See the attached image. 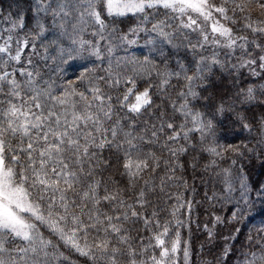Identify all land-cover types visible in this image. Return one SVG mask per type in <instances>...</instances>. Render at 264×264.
<instances>
[{"label": "snow or ice", "instance_id": "snow-or-ice-1", "mask_svg": "<svg viewBox=\"0 0 264 264\" xmlns=\"http://www.w3.org/2000/svg\"><path fill=\"white\" fill-rule=\"evenodd\" d=\"M257 204L264 0H0V264H264Z\"/></svg>", "mask_w": 264, "mask_h": 264}, {"label": "trees", "instance_id": "trees-1", "mask_svg": "<svg viewBox=\"0 0 264 264\" xmlns=\"http://www.w3.org/2000/svg\"><path fill=\"white\" fill-rule=\"evenodd\" d=\"M259 171H260L259 169H256V170H255V174L258 175V174H259ZM189 183L191 184L192 181L189 180ZM195 183H196L197 186L200 185V179H199V177H197V179L195 180ZM201 194H202V192H201ZM197 199H199V197H197ZM262 211H264V210H262V209H261V206H260L259 204H257V212H262ZM201 219H203V217H201ZM258 219H259V216H257V220H258ZM225 234H227V230H225ZM218 243H223V241H222V240H218ZM196 246H197V248H199V244H198V243H197ZM214 251H216V250L214 249ZM193 259H194V260H198L199 258H198V257H193ZM204 259H209V260H211L212 257H211V256H208V255L205 254ZM233 264H235L234 261H233Z\"/></svg>", "mask_w": 264, "mask_h": 264}]
</instances>
